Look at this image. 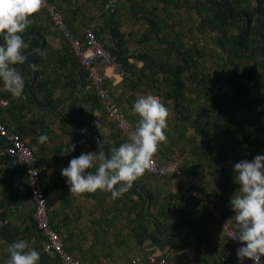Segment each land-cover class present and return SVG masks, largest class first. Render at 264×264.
I'll return each mask as SVG.
<instances>
[{"label":"trees","instance_id":"1","mask_svg":"<svg viewBox=\"0 0 264 264\" xmlns=\"http://www.w3.org/2000/svg\"><path fill=\"white\" fill-rule=\"evenodd\" d=\"M54 1L56 0H48V2L50 4H54L57 10H59L64 16L65 22L67 23L70 31L83 39V33L86 28H83L80 32V28L73 24L72 17L67 15V11L65 14L60 8V5L55 4ZM105 1L106 0H101L100 4L101 22L98 27L93 30L98 36L108 29L111 33L112 39L115 41L114 46H108L107 50L114 55L121 69L124 70V74L122 75L123 78L116 77L121 80L118 85L123 92L121 96H115L114 91L111 89V84L113 82L109 77L106 76L104 81L124 115L134 124L135 127L139 119L137 117L135 118L132 114H129L126 109L123 108L122 103H124V100H137L135 96L138 92H148L158 97L165 106L171 107L181 122H191L194 125L195 131L200 136V140L207 143L206 147H211L212 144H219L221 148L225 149L223 152H216L214 158L215 160L225 159L227 151L229 153H233L237 148L246 149L253 145H258L260 149L262 148L264 150V111H260L259 108L261 106L260 102L264 101V0H155L157 3L152 4L149 10L145 9V4L154 2V0H127L117 3L116 10L114 12L104 8ZM158 3H164L161 11L162 15H159L157 12L159 9L157 5ZM120 4L124 6L129 5L133 14L141 12V18H145L148 21L149 30H146V32L142 34L143 43H151L152 40L156 38L158 41H164L166 43L165 47L156 49L152 46H144L142 50L130 51L126 45V39L124 38L123 33L119 30V20L115 18V13H117ZM181 7L188 12L193 11L200 17L202 23L196 25L198 30L201 28L200 26H203L206 30H209V32L212 33V39L216 47H213L210 50L215 53L218 65L220 64L221 66L223 65V67H231L230 72L236 76L237 70L235 66L238 62L245 58V64L249 69L246 74L251 73V76H247V83H245V86L242 87V99L244 102L245 98L246 102L240 105V107L248 108L249 106L255 105L252 109L254 111L252 115L253 117L258 116L256 121L244 120L242 117L239 119L235 118L234 107L238 103L239 97L237 96H240V94L236 95V92L229 95L231 100L228 102L226 101V95L217 96L210 92L208 94L210 112H207L205 105L199 101V98L204 97L203 90L207 87L208 83L218 82L216 75L212 78L211 76L205 75L201 72L202 67L200 60L204 59V55L209 51L205 48H199V46L187 47L178 35H175L172 38H167L169 31H163L161 37H156L161 30L170 28L174 22V20H171L169 23V19H171L173 15L172 9L177 10ZM146 10L147 12H145ZM42 11L51 21L47 12L44 9H42ZM147 13L150 14L149 17H146ZM30 19H32V24L22 34L25 41H27L30 36L32 37L28 42L31 48L26 50L28 60L23 65H16L25 79L24 91L27 93L29 98L28 102H34L35 105H38L39 101L36 100L37 96L35 89H45L47 92L46 100L41 104L47 109L55 111L62 125L72 128L70 126L71 124L68 116L61 111L60 107H58L59 103H61L60 97L54 96V92L56 90L55 88L59 85V76L51 77V75L46 72L47 64L45 62L50 60L49 55H53L55 53L58 54L59 50L52 47L48 38V35L51 33L50 31L47 32L44 26L37 21L36 15L34 17H30ZM51 23L53 24L52 21ZM55 30L59 33L60 38L65 41L66 47L69 50V55L74 57L75 63L73 62V65L78 66L81 84L86 82L87 85L88 80L86 78V72L81 66L77 55H75L70 49L64 36H62L56 28ZM2 42L3 38L0 36V43ZM35 49L46 51L49 55L44 58L39 52H36ZM59 60V66L54 69L61 67L65 68V66H67L69 67V72L71 73V68L74 67L72 65L73 60L71 59V63L68 58L60 59L59 57ZM130 60L141 62V65L137 66ZM33 64L37 66V70L35 71L32 68ZM41 75L44 76L39 78ZM234 80V77H230L227 79V82L233 89H236L238 83ZM115 82L113 84H115ZM75 83L76 78L71 76L69 84L73 86ZM88 90L90 94L86 98H88L89 101H92L94 108H98L102 113L100 122L113 125L117 130V133H103L99 130L95 123L86 121L83 117L81 108L78 104H76V101H74L77 98L68 102L69 105L67 106V109L70 117L81 121V123L86 126V129H92V131L89 132L95 141V150L98 151L100 146L107 154L109 153L111 147H118L121 143L127 142L128 137L117 128L114 120L107 117L95 93L91 89ZM125 91L130 92V97L124 96ZM252 93V97L246 98L245 95ZM71 94L73 95L74 92ZM3 95L4 94L1 96ZM36 101L38 103H35ZM233 101L235 102L234 106H232ZM15 105H17L21 111L26 108L23 101L18 100L17 104L15 103L14 106ZM262 110H264V108ZM192 113L195 114L193 119ZM35 120L41 128L46 126V121L43 120V116H35ZM218 124L227 129L230 128L231 125H237V127L229 133H223L225 138H220L218 133H214L212 131L214 126ZM10 127V124H8L9 131H17L12 130ZM18 127L21 130L24 128L20 125ZM21 130H18L17 132L20 134ZM119 134L122 136L121 139L118 138ZM115 138L116 141H112ZM214 138L216 140H214ZM232 139L233 141H231ZM0 141L3 142L2 137H0ZM107 141H111L112 143L109 144ZM77 143L78 141H75L74 144L78 145ZM77 148L78 147H76L75 151L69 152L66 155L61 154L63 152V148L55 150L54 152L60 156L59 158H64V160L69 161L70 159H68V155L73 157L74 153H77ZM193 151L195 154H198L197 149ZM204 151L207 153L206 149H204ZM158 154L159 152L155 154L157 157L154 156L153 158L159 166L166 164L169 160H171L169 159L168 161H164L163 159H165V156L160 159ZM35 158L38 168L39 166L43 168L48 167V163L45 158L38 157L37 153L35 154ZM1 160L6 161V163L11 162L9 161L11 160L9 158H3ZM245 160L249 161L251 158H245ZM178 166L182 172L188 175H195L192 168L187 167L186 165L183 167L179 162ZM22 170L24 172L23 168ZM91 170L94 171V169H90V171ZM55 173L56 171L50 175L51 179L55 178ZM40 175L43 180V191H45L48 200L46 190L48 183L44 181L41 170ZM171 179L173 180L172 176L166 177L153 175L146 171L143 176L134 182L133 187L128 192L119 197L123 203L121 208L129 215H133L136 211H147L146 216L148 217V220L151 223H154L155 228L160 231L159 229H162L160 222L155 220L156 218L153 216L155 214L151 210L156 207L159 208L158 212L165 211V207H158V205H160V198L164 189L157 186V183L166 180L170 184L172 181ZM165 185L167 186L168 184L165 183ZM197 187L199 188V186ZM199 189L202 191L205 190L204 187ZM205 193L207 192L205 191ZM223 194H225V192ZM93 195L94 193L90 194L91 197H93ZM176 196V193H170V200L171 198H176ZM207 197L214 201H223L222 194L218 195L217 193H212L209 195L207 194ZM196 201L200 202L199 200ZM220 215L224 216L221 213ZM49 217L52 227L60 235L58 229L53 226V218L50 213ZM224 217L228 216L225 215ZM206 221L207 220H204L203 223ZM185 222L190 224V230L192 232H197L196 227L189 219L185 220ZM26 230L27 231L24 230L25 234H22V238H26L29 242H31V249L36 251H40L41 249L43 251L42 244L44 237H42L40 231L36 227L33 213L28 220ZM226 244L228 245L227 241ZM64 250H66L65 244ZM66 252L68 253V251ZM214 252L216 256H218L215 258L214 254L215 264L224 263L219 250L214 249ZM236 254L237 253L235 252L230 256H225L226 258L224 261L232 262L233 260L237 262ZM54 256L57 257L56 255ZM262 261H264V257H262Z\"/></svg>","mask_w":264,"mask_h":264},{"label":"crops","instance_id":"2","mask_svg":"<svg viewBox=\"0 0 264 264\" xmlns=\"http://www.w3.org/2000/svg\"><path fill=\"white\" fill-rule=\"evenodd\" d=\"M54 3L57 4L56 1ZM52 47L54 48L53 45ZM108 72L109 70L106 73L110 80L111 78L115 80L116 77L111 76L112 72ZM40 91L43 92V101L35 105L34 102H28L29 98L25 91L21 98H13L4 89L3 82L0 81V119L7 128L10 124L12 130H21L18 126H23L20 134L24 142L36 150L38 157L46 159L48 167L39 166V169L44 181L48 183L46 188L48 211L53 218V226L58 229L62 241H64L65 249L72 258L78 260L80 264L127 263L137 258L140 260L137 264H152L147 260L150 256L157 260L165 258L168 264H215L214 249H217L224 262L220 264H240L237 254V262L233 260L232 262L224 261L226 257L223 250L227 247L224 236L223 241L209 237L207 228L201 230L203 229V222L200 224L191 222L190 217L183 218V213H173L172 209L166 206L171 203L170 193L178 195L177 192H180L176 187H168L169 182L166 180L161 181L164 190L160 198V205H158V207H165V211L158 212L159 208L156 207L152 209L155 220L163 222L166 219L165 225H161L163 230L159 229L160 231H158L154 223L148 220L147 211H136L133 215L131 214L132 216L126 220L128 223L126 227L124 229L123 226L119 228L120 224L116 221L117 211H112L110 206H108L107 211L110 210L108 213L111 216H95L91 217L92 221L87 222L85 213L88 211L85 210V205L86 202H88L87 205H93L96 193L93 197L89 196L91 193L70 194L69 186L66 183L67 178L62 176L61 170L69 166L71 158L66 161L64 158H59L60 156L54 151L61 148L64 151L68 145L74 144L76 140L88 141L91 139L89 131L92 129H86L85 125L82 127L77 125L78 128H74L72 123H70L72 128L62 125L57 113L41 104L46 100L47 92L45 89H35L36 100L39 101L38 93ZM63 92H54V96L60 97L61 102L66 98L65 92ZM2 94L4 95L1 96ZM18 100L23 101V103L27 100L26 108L22 111L17 105L14 106ZM60 108L64 112L62 107ZM34 115L43 116L46 126L41 128ZM41 135L48 137L47 142H39ZM86 138L88 139L86 140ZM62 141H65L64 145ZM2 144L3 142L0 141V146ZM77 144L80 150L81 147L79 143ZM9 161L11 162L6 163V161L0 160V264H7L9 253L6 249L18 240H26L31 249V242L22 238V234L24 230L27 231L26 225H28V220L33 213V200L27 191L22 167L13 160ZM55 171V178L51 179L50 175ZM165 183L168 185L166 186ZM171 183L173 182L171 181ZM178 196L174 201L181 204V201H178ZM101 203L102 200L98 199L95 207L97 213L102 207ZM187 219L196 227L197 232H189L191 227L188 222H185ZM235 251L234 249L233 253ZM38 252L41 253L39 264H62L54 255L43 252L41 249ZM217 257L215 254V258ZM243 264L251 263L245 258Z\"/></svg>","mask_w":264,"mask_h":264},{"label":"rangeland","instance_id":"3","mask_svg":"<svg viewBox=\"0 0 264 264\" xmlns=\"http://www.w3.org/2000/svg\"><path fill=\"white\" fill-rule=\"evenodd\" d=\"M57 4H60V8L63 10V12L67 15L72 17L73 24L76 25L78 28H80V32L83 28H96L101 22L100 14H101V0H56ZM157 2L154 0V2H150L149 4H145V9H150L152 4H156ZM164 3H158V13L159 15H162V7ZM121 5V4H120ZM118 7L117 13H115V18L119 20L120 26L119 30L121 33H123L124 38L126 39V45L130 49V51H138L142 50L144 46L159 49L164 48L166 43L164 41H158V39L154 38L151 43H143L142 41V34L146 32V30H149V23L145 18H141L142 14L141 12L134 13L131 12L129 5H121ZM147 12V10L145 11ZM172 17L169 19V23L171 20H174L170 28H166L164 30H161L158 36L161 37L163 31H169V34L167 38H172L175 35H178L181 41L185 43L187 47H193V46H199V48L206 49L209 52L204 55V59L200 60L202 71L205 75H209L212 78L215 77V75L218 78L217 83L210 82L208 83L207 87L203 90L204 97L199 98L200 102L205 105L207 112H210V106H209V98L208 94L211 92L214 95L220 96V95H226V101H230L231 98L229 97L230 94L235 93L240 94L238 98V103L235 105V102H232V106L234 107V115L235 118L239 119L242 117L244 120L248 121H256L258 116L253 117V108L255 105L249 106L248 108H241L240 105H242L244 102H246V99L244 98V102L242 99V87L245 86V83H247V76H251L250 74H246L249 69L247 68L245 64V58H243L240 62L236 64V70L237 75L234 76L230 70L231 67H223L220 64L218 65L217 57L215 56V53L212 52L210 49L213 47H216L213 39H212V33L209 32V30H206L203 26H200L201 28L198 30L196 28V25H198L201 22V19L199 16L196 15L193 11L188 12L184 8L179 9H172ZM150 14L147 13L146 17H149ZM37 21L44 26L46 31H50V35H48V38L50 40V43L54 46V48H57L59 50V53H55L53 55L47 54V56H50V60L48 62H45L47 64V70L46 72L51 75V77H57L59 76V85L56 86L55 93L63 92L66 96L65 101L63 100L61 103H59L58 107H62V110L64 113L68 116V119L70 123H72L73 127L75 128L77 125L79 127H82L81 121L78 119H74L70 117L69 111H68V102L71 100L76 101V104L79 105L83 112V117L86 121H91L98 125V128L103 133H111L115 132L117 133V130L113 125L101 123L100 117L102 115L101 111L97 108L95 109L92 101H89L88 98H86L90 92L86 86V82L84 84H81L80 78H79V71L78 66H74L73 62L75 63L74 57L69 55V50L66 47V43L64 40L60 38L59 33L55 30V27L47 17V15L41 10L39 13L36 14ZM98 39L100 42L105 46L107 49L108 46H114L115 41L111 37L110 31L107 29L103 33L99 34ZM31 36L26 41L27 43L31 40ZM29 44V43H28ZM29 48L31 46L29 45ZM28 48V50H29ZM60 59L68 58L72 65L74 66L71 68L72 72H69V67L65 66V68H57L60 64ZM132 63H135L137 66L141 65V62L130 60ZM220 63V62H219ZM68 65V63H67ZM124 71V70H123ZM111 71L109 70L108 73ZM44 75H41L39 78H42ZM76 78L75 85L69 84L70 77ZM230 77H234V81L237 84L236 89H233L227 82V79ZM123 78V77H122ZM112 82L115 84H111V89L114 91V94L116 97L121 96L123 93L121 91V88L118 87L119 83L121 82L120 79L113 80L111 78ZM42 91V90H41ZM38 93V99L39 102L43 101V92ZM74 94L72 95L71 93ZM147 95H153L148 92L146 93H137L136 99L141 96H147ZM252 94L245 95L246 98L252 97ZM259 95V93H258ZM125 97H130V92L125 91L124 92ZM154 96V95H153ZM136 100L126 101L124 100L122 103L123 108L126 109V111L129 114H132L140 119L138 114H135L133 112V105ZM27 100L24 101L26 103ZM162 102V101H161ZM163 103V102H162ZM131 105V107H130ZM260 111L264 108V101L260 102ZM169 109V118L167 121L168 127L165 130L167 135V142L163 143L160 146L159 149V158L162 159V157L165 156L164 161H168L169 159L174 160L176 162H179L183 167L186 165L187 167L192 168V171L195 173V175L187 174V176H190L193 178L194 182L199 186V188L204 187L206 191V195L217 193L218 195L222 194L223 201H214L215 209L220 211L221 214L224 216L227 215L229 219H231L235 213L230 209L229 204L231 197L233 194L239 189L240 185L235 182L234 180V165L238 163L241 160H245V158H251L252 161L257 155H264V150L258 147V145H253L251 147H248L246 149L237 148L235 152L229 153L227 151L226 158L222 160H215V154L217 151L225 150L221 148L219 144H212L211 147H206L207 143L200 140V136L197 134V132L194 129V125L191 122H181L180 119L177 117V114L171 109V107L166 106ZM61 109V108H60ZM37 115V110H36ZM35 116V115H34ZM38 117V116H37ZM195 117V114L192 113V119ZM139 121V120H138ZM51 123V122H50ZM138 123V122H137ZM237 125H231L230 128H224L221 127V125H216L212 129L214 133H218L220 138L225 136L223 133H229L231 130L236 129ZM78 128V127H76ZM211 131V132H212ZM91 139H88V141L84 140H76L78 141L81 149L79 150L77 148V153H74V157H79L82 153L85 152H95V141L91 134H89ZM118 138H122L121 134H119ZM214 140H216L214 138ZM28 141V140H25ZM112 141H116V138ZM120 141V140H118ZM233 141V139L231 140ZM65 141H62V144L64 145ZM28 144V143H27ZM197 149L198 154H195L193 150ZM204 149L207 150V153H205ZM157 157V155H155ZM73 158L68 155V159ZM158 158V159H159ZM93 171V170H91ZM186 174V173H185ZM172 180V179H171ZM173 183L170 182L168 187L170 188H177L180 192L178 193V201H181V204L175 203V198H171L168 205H166L168 208L170 207L172 209V212H181L183 213V218H189L192 220L191 222L201 223L204 220H207V222L202 225L204 230L205 228L208 229L209 237L217 238L221 241H223V236L225 237L223 231L219 230L218 222L211 216L210 213H207L206 209H204V205L202 202H197L195 198H193L190 193L188 194L185 191V188L177 181L172 180ZM157 186L162 187V183H157ZM180 187V188H179ZM164 189V188H163ZM225 192V194H223ZM90 196V195H89ZM102 200V207L97 213L95 207L96 203H98V199ZM93 205H87L88 202H86L85 210L88 211L85 213V219L87 222L92 221L93 217L95 216H111L107 211L109 209L108 206L111 207L112 211H117L118 217L117 222L120 224L119 228L123 226V229L128 224L126 220L130 218L132 215L128 214L124 210H122V201L120 198L114 199L109 192L100 191L97 192L94 197ZM106 202V203H105ZM169 208V209H170ZM95 209V210H94ZM111 211V213H113ZM154 212L153 210H151ZM104 213V214H103ZM190 215V216H189ZM92 217V218H91ZM193 217V218H191ZM161 220L163 218H160ZM232 221V226L235 229V221ZM166 223V219H164L163 222H160V225L164 226ZM122 229V230H123ZM199 229V228H198ZM189 232H192L191 230Z\"/></svg>","mask_w":264,"mask_h":264},{"label":"clouds","instance_id":"4","mask_svg":"<svg viewBox=\"0 0 264 264\" xmlns=\"http://www.w3.org/2000/svg\"><path fill=\"white\" fill-rule=\"evenodd\" d=\"M45 3L46 0H0V36L3 38L0 43V81L13 98H21L25 89L24 76L16 67L28 60L26 50L29 44L22 34L32 24L30 17L39 13ZM35 51L47 57L46 51ZM32 68L37 70L34 64ZM133 112L140 119L135 129L128 133L127 142L111 147L107 154L100 146L98 151L82 153L79 157H73L69 166L61 170L62 176L67 178L70 194L81 195L99 190L111 193L116 199L128 192L146 171L151 170L153 157L160 146L167 142L165 130L168 127L169 109L158 97L147 95L137 98ZM47 140L46 135L39 137L40 143ZM76 147V144L68 145L61 154L75 151ZM234 180L240 187L229 204L235 213L230 219L235 221V232L230 237L241 243L237 250L240 264H243L245 258L254 264H262L264 155H257L252 161L241 160L236 163ZM6 251L9 253L7 264H39L41 258V253L30 249L28 242L23 239L10 244ZM131 261L122 263L131 264Z\"/></svg>","mask_w":264,"mask_h":264},{"label":"built area","instance_id":"5","mask_svg":"<svg viewBox=\"0 0 264 264\" xmlns=\"http://www.w3.org/2000/svg\"><path fill=\"white\" fill-rule=\"evenodd\" d=\"M122 1L127 0H106L104 8L114 12L116 10V4ZM42 9L47 12L55 28L68 41L70 49L77 55L81 66L85 69L88 80L87 88L95 93L107 117L114 120L117 128L128 137V133L134 130L135 126L124 115L104 81L106 76L109 77L106 73L108 70L112 72L113 75L111 74V76L114 77H122L124 74L114 55L103 46L93 29L86 28L83 33V39L72 33L65 22L64 16L48 0H46ZM0 137L3 138V144L0 146V160L9 158L24 169L27 191L33 200V216L36 227L42 237H44L42 244L43 251L51 255H56L62 264H79L78 260L72 258L64 250V244L60 235L51 225L48 214L47 196L42 188L43 180L40 175V169L36 165V150L29 147L17 131H9L2 121H0ZM147 172L153 175L172 176L193 198L202 202L204 208L218 222L219 228L223 231L224 238L228 242L227 247L223 250L224 255H232L234 249L237 253L241 243L230 237V234L235 232L231 220L228 217L220 215L219 211L215 209L216 205L214 202L194 184V181L190 177L186 176L180 170L178 162L169 160L166 164L159 166L153 158L152 168ZM248 260L251 264H254L252 260ZM137 262H139L138 258L132 260L131 264H137ZM148 262L152 264H168L166 259L161 258L157 260L153 256L148 257ZM116 264L124 263L120 262ZM262 264H264L263 261Z\"/></svg>","mask_w":264,"mask_h":264},{"label":"bare ground","instance_id":"6","mask_svg":"<svg viewBox=\"0 0 264 264\" xmlns=\"http://www.w3.org/2000/svg\"><path fill=\"white\" fill-rule=\"evenodd\" d=\"M42 188H43V186H42ZM45 192V191H44Z\"/></svg>","mask_w":264,"mask_h":264}]
</instances>
